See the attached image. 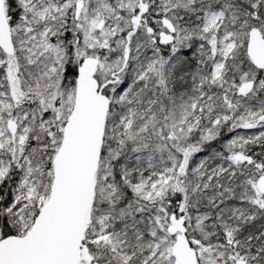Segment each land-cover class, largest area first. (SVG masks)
Here are the masks:
<instances>
[{"label": "snow or ice", "instance_id": "6c2138e0", "mask_svg": "<svg viewBox=\"0 0 264 264\" xmlns=\"http://www.w3.org/2000/svg\"><path fill=\"white\" fill-rule=\"evenodd\" d=\"M0 264H264V0H0Z\"/></svg>", "mask_w": 264, "mask_h": 264}]
</instances>
